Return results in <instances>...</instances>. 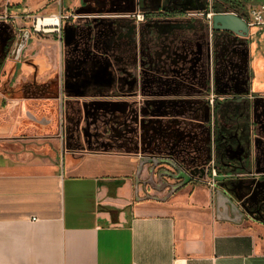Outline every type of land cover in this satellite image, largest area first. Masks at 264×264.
Returning <instances> with one entry per match:
<instances>
[{
  "label": "crops",
  "instance_id": "1",
  "mask_svg": "<svg viewBox=\"0 0 264 264\" xmlns=\"http://www.w3.org/2000/svg\"><path fill=\"white\" fill-rule=\"evenodd\" d=\"M234 1L228 11L241 17ZM252 31L248 89L264 97V25ZM33 41L18 38L0 67V264H264V224L243 220L237 195L194 181L153 194L145 164L136 176L141 156L114 145L123 131L99 138L98 109L123 112L118 98L94 95L108 85L106 68L72 70L73 80L90 72L79 87L89 93L68 106L60 53ZM234 184L237 194L245 182Z\"/></svg>",
  "mask_w": 264,
  "mask_h": 264
},
{
  "label": "rangeland",
  "instance_id": "2",
  "mask_svg": "<svg viewBox=\"0 0 264 264\" xmlns=\"http://www.w3.org/2000/svg\"><path fill=\"white\" fill-rule=\"evenodd\" d=\"M81 1L0 0V67L20 37L32 36L33 50L52 51L54 44L65 68L62 94L68 106L73 93H89L79 87L90 72L73 80L78 73L71 71L78 66L106 68L108 85L97 87L94 95L118 98L123 112L110 116L98 109L93 128L99 138L123 131L115 146L141 158H170L191 175L190 182L207 188L214 169L219 174L215 188L237 195L243 220L264 224V189L253 192L255 184H264V97L250 95L248 89L252 29L260 25L249 27L247 36L214 30L211 0H145L144 8L136 0H113L112 9L109 0L95 5ZM238 1L246 20L261 3ZM169 10L176 15L161 16ZM58 13L65 16L60 32L33 31L34 17ZM72 107L79 117L78 105ZM142 171L143 187L153 194L160 181L162 196L171 192V184L179 185L168 164L148 162ZM239 179L245 184L235 194L231 186Z\"/></svg>",
  "mask_w": 264,
  "mask_h": 264
},
{
  "label": "water",
  "instance_id": "3",
  "mask_svg": "<svg viewBox=\"0 0 264 264\" xmlns=\"http://www.w3.org/2000/svg\"><path fill=\"white\" fill-rule=\"evenodd\" d=\"M212 27L214 30L218 31H225V32H231L233 34H236L238 36H247L249 32V27L246 23V21L241 18L240 16L232 13V12H225V13H216L212 17ZM152 163L153 165L160 164V163H167L168 165L172 166L175 170L179 171L181 174V177H183V181L187 182L188 179V174L185 173L180 166H178L173 160L170 158L167 159H156L153 157H143L140 159L138 168H137V173L136 176L140 173L143 164L145 163ZM152 169L150 168V171ZM163 173V170L158 172L159 176H161ZM183 182V183H184ZM164 185L160 181V183L155 184L153 186L155 189L160 190ZM216 192L219 193V189H216ZM216 200H217V211L220 207L219 200H218V195H216ZM230 204H232V201H229ZM223 210H225V205H222ZM237 209V206H235Z\"/></svg>",
  "mask_w": 264,
  "mask_h": 264
},
{
  "label": "built area",
  "instance_id": "4",
  "mask_svg": "<svg viewBox=\"0 0 264 264\" xmlns=\"http://www.w3.org/2000/svg\"><path fill=\"white\" fill-rule=\"evenodd\" d=\"M213 0H211L210 2V6H209V17L212 16L214 14H216L215 12L212 11L211 9V4H212ZM225 12H230V11H223V12H219V13H225ZM234 13V12H232ZM236 14V13H234ZM181 16L183 14H180ZM237 15V14H236ZM249 16L250 19L246 20V23L248 25V27L251 26H262L264 25V0H262V2L260 4H258V6L256 8H252L249 11ZM138 18H142L141 14H137ZM65 18L64 15H62L61 13L58 14H52L49 16H36L32 19V26H33V31L34 32H60L61 29V24H62V19ZM211 178L210 181L207 182L208 187L210 188L211 192H213L216 188V184L214 183V176H219V174H217L215 172L214 169H212L211 172Z\"/></svg>",
  "mask_w": 264,
  "mask_h": 264
},
{
  "label": "flooded vegetation",
  "instance_id": "5",
  "mask_svg": "<svg viewBox=\"0 0 264 264\" xmlns=\"http://www.w3.org/2000/svg\"><path fill=\"white\" fill-rule=\"evenodd\" d=\"M135 4L137 5V6H139V7H141V8H144V6H145V0H136L135 1ZM146 9V8H145ZM173 14H175V12H173L172 10L170 11H166V12H163L162 14H161V16H163V17H172V15ZM9 46V44H8V41H7V43L4 45V48L5 49H7L6 47H8ZM150 157H155V156H150ZM156 159H161V157L160 158H157L156 157ZM151 164V163H150ZM160 164H163V163H160ZM165 164H167V163H165ZM175 170V169H174ZM172 176H175V177H173L177 182H178V184L179 185H177L176 184V186L178 187V186H180V185H183L185 182L183 181L184 179H183V177H181V174H180V172L179 171H177V170H175V174H172ZM189 177H188V179H187V182H189L190 181V177H191V175H188ZM184 182V183H183ZM176 186H174V184H171L170 185V187L169 188H167V190H171V192L169 191V193H176L177 191H179L182 187H180V188H177ZM259 187L261 188V189H263L264 188V184H259ZM175 189V190H174ZM259 192V191H258ZM168 193V194H169Z\"/></svg>",
  "mask_w": 264,
  "mask_h": 264
},
{
  "label": "trees",
  "instance_id": "6",
  "mask_svg": "<svg viewBox=\"0 0 264 264\" xmlns=\"http://www.w3.org/2000/svg\"><path fill=\"white\" fill-rule=\"evenodd\" d=\"M226 3H227L231 8L235 7V6H234V3H235L234 0H223V1H222V0H215V1H213L212 4H211V9H212V11L215 12V13H219V12L226 11V10H225L226 7H224V5H225ZM174 15H176V14H173L172 16H174ZM216 108H217V105L214 104V111L216 110Z\"/></svg>",
  "mask_w": 264,
  "mask_h": 264
}]
</instances>
